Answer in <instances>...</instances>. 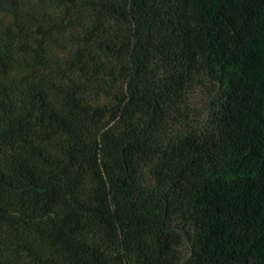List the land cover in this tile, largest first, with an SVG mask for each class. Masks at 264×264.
<instances>
[{"label": "trees", "instance_id": "obj_1", "mask_svg": "<svg viewBox=\"0 0 264 264\" xmlns=\"http://www.w3.org/2000/svg\"><path fill=\"white\" fill-rule=\"evenodd\" d=\"M0 264H264V0H0Z\"/></svg>", "mask_w": 264, "mask_h": 264}]
</instances>
